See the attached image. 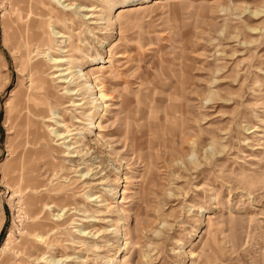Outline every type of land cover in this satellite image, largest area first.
I'll list each match as a JSON object with an SVG mask.
<instances>
[{
    "label": "rangeland",
    "instance_id": "374dc122",
    "mask_svg": "<svg viewBox=\"0 0 264 264\" xmlns=\"http://www.w3.org/2000/svg\"><path fill=\"white\" fill-rule=\"evenodd\" d=\"M23 1L0 0V258L264 264V0H68L82 10L56 22L64 37L47 16V48L25 58L9 26ZM39 61L47 221L11 197L8 170L15 91L37 94Z\"/></svg>",
    "mask_w": 264,
    "mask_h": 264
},
{
    "label": "bare ground",
    "instance_id": "6f19581e",
    "mask_svg": "<svg viewBox=\"0 0 264 264\" xmlns=\"http://www.w3.org/2000/svg\"><path fill=\"white\" fill-rule=\"evenodd\" d=\"M50 1L24 0L23 5L17 6L18 12L14 17L15 21L14 23L10 22L11 24L9 23V26L12 25L17 45H21L22 42H25L24 44L27 45L26 50H23L21 53V57L23 58L29 56L31 46H35L36 51L47 48V44L50 42V39L47 40V32H45L44 27L47 24V16L51 22L49 29L50 36L63 38L64 34L55 27L56 22H65L68 18L71 19V10L77 12L82 10L80 5L70 3L68 0H52L59 9L53 6ZM24 17L26 22L22 27L21 19ZM23 30L28 33L24 34ZM52 60L55 63L59 61L58 59ZM25 68L28 71V77L31 82L30 89L37 90V94H32L28 89L15 91L17 104L21 103V108L26 110V113L21 118L23 120L17 124V128L19 129L18 139H12L9 145L10 164L8 170L12 172L10 178V184L12 185L11 197L19 195L20 201L29 205L31 214H42L41 217L44 218L43 220L47 221V156L49 155H47V132L43 128V123L47 121V63L45 61L35 63L25 62ZM75 75L77 78H81L78 71L75 72ZM72 83L70 80L68 81V84L71 85ZM80 86V90H85L86 92L93 90L85 82L81 83ZM68 90L73 92L71 89ZM55 123H58V121H55ZM52 135L58 140H62L63 146L67 150L65 156L73 157V147L68 143L70 140H67V135L56 129L52 131ZM53 149L57 150L55 148ZM40 201L44 202V207L40 206ZM63 222H66V220ZM85 231L83 228H80L79 233L81 236L88 234ZM10 243L11 241L8 237L4 245L0 248V254L5 252ZM38 251H41V249L35 247V252ZM14 252L17 253L18 251L14 249ZM11 260L9 257L0 258V264H11ZM18 262L26 264L22 260Z\"/></svg>",
    "mask_w": 264,
    "mask_h": 264
}]
</instances>
